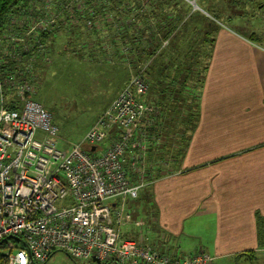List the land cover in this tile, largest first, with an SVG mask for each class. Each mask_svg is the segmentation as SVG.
Wrapping results in <instances>:
<instances>
[{
  "label": "built area",
  "instance_id": "built-area-1",
  "mask_svg": "<svg viewBox=\"0 0 264 264\" xmlns=\"http://www.w3.org/2000/svg\"><path fill=\"white\" fill-rule=\"evenodd\" d=\"M65 1L32 0L34 6L40 3L33 12L42 9L45 19L31 12L15 17L25 36L7 37L23 41L44 31L61 18L56 9L64 11ZM27 67L0 77L4 264H43L58 250L98 264H211L214 258L207 253L173 257L138 237L145 221L134 220L137 206L131 201L151 183L148 153L154 141L149 129L155 109L145 80L130 76L82 141L65 150ZM132 226L137 236L127 237Z\"/></svg>",
  "mask_w": 264,
  "mask_h": 264
},
{
  "label": "crops",
  "instance_id": "crops-1",
  "mask_svg": "<svg viewBox=\"0 0 264 264\" xmlns=\"http://www.w3.org/2000/svg\"><path fill=\"white\" fill-rule=\"evenodd\" d=\"M182 2L180 17L196 10L191 20L202 31H179V51L193 49L204 78L173 98L182 109L176 131L189 132L185 155L178 172L152 185L145 216L134 218L145 221L138 237L173 257L190 251L211 255V264H257V216H264V0H233L226 7L220 0ZM240 7L249 18L240 17ZM229 13L246 23L244 32L222 22ZM187 35L195 45L185 42ZM137 232L132 226L125 235Z\"/></svg>",
  "mask_w": 264,
  "mask_h": 264
},
{
  "label": "trees",
  "instance_id": "trees-1",
  "mask_svg": "<svg viewBox=\"0 0 264 264\" xmlns=\"http://www.w3.org/2000/svg\"><path fill=\"white\" fill-rule=\"evenodd\" d=\"M182 1L66 0L64 11L59 10L60 6L56 9L62 15L57 22L48 24L44 31H33L23 41H15L7 37L10 32L25 36L23 28L13 22L15 17L19 20L21 15H30L31 12L38 20H43L45 15L42 9L33 12L40 3L34 6L32 0H0V77L5 80L13 71L28 66L27 71L31 69L30 74L38 86L42 72L45 73L54 63L55 53L64 58L66 64L78 59L81 63L90 61L92 65L105 68L123 65V77L117 92L130 76H141L148 84L149 96L155 98L154 122L149 129L154 141L148 153L152 186L153 181L180 170L185 155L183 145L188 141L189 132H184L181 137L176 131L182 109L173 98L175 94L182 97L189 91L188 82L200 86L205 72L203 68H195L199 56L194 55L193 49L179 51V31L182 35L193 33L196 28L202 31L199 24L196 26L191 20L196 10L188 12L187 19L180 17V6L184 7ZM69 26L72 27L69 29ZM74 30L80 34L76 35ZM82 36L87 40L81 42ZM185 42L195 45L196 38L187 35ZM79 47L86 52H77ZM107 78L108 74L102 73V85ZM163 108L172 112L171 117L165 115ZM193 110L190 109L189 118ZM189 128L187 125L186 129ZM257 229L259 246L252 252L264 255V216L259 214ZM4 244V241L0 244V264H4Z\"/></svg>",
  "mask_w": 264,
  "mask_h": 264
},
{
  "label": "rangeland",
  "instance_id": "rangeland-1",
  "mask_svg": "<svg viewBox=\"0 0 264 264\" xmlns=\"http://www.w3.org/2000/svg\"><path fill=\"white\" fill-rule=\"evenodd\" d=\"M220 1L222 7H226L228 3L233 2V0ZM237 12L242 19L245 16L249 18L243 7H240ZM228 17L231 19L230 21H228ZM221 20L240 32L246 30L244 27L246 23H243L234 13L221 15ZM64 26V23H62L63 28ZM71 27L69 26V29ZM75 30L73 32L79 35L80 33ZM82 37L81 42L85 39L87 40V37ZM77 52L85 53L86 51L84 48L79 47ZM53 58L54 63L52 66L41 74V82L38 84L39 89L36 98L53 115L55 123L60 128L59 145L66 150L73 144L82 141L85 133L117 94L116 92L121 86L120 83L123 77V75L121 76L123 65L105 68L92 65L90 61L81 63L78 59L69 60L71 64H66L65 59L56 53ZM104 72L108 74V78L102 85V73ZM151 190L152 186H147L141 191V197L139 196L135 201L137 211L134 213V218L145 216L147 201L150 197L148 194L151 193ZM185 254L190 255L191 253L189 251ZM256 263L264 264V256L258 254ZM43 264L88 263L83 260L73 259L66 252L58 250ZM223 264L230 263L225 260Z\"/></svg>",
  "mask_w": 264,
  "mask_h": 264
},
{
  "label": "water",
  "instance_id": "water-1",
  "mask_svg": "<svg viewBox=\"0 0 264 264\" xmlns=\"http://www.w3.org/2000/svg\"><path fill=\"white\" fill-rule=\"evenodd\" d=\"M95 147H91V151H94Z\"/></svg>",
  "mask_w": 264,
  "mask_h": 264
}]
</instances>
